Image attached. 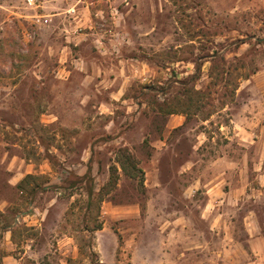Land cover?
Segmentation results:
<instances>
[{
    "label": "rangeland",
    "instance_id": "1",
    "mask_svg": "<svg viewBox=\"0 0 264 264\" xmlns=\"http://www.w3.org/2000/svg\"><path fill=\"white\" fill-rule=\"evenodd\" d=\"M263 124L264 0H0V264H264Z\"/></svg>",
    "mask_w": 264,
    "mask_h": 264
},
{
    "label": "crops",
    "instance_id": "2",
    "mask_svg": "<svg viewBox=\"0 0 264 264\" xmlns=\"http://www.w3.org/2000/svg\"><path fill=\"white\" fill-rule=\"evenodd\" d=\"M229 121L232 122V123L234 122V121L232 120V118H231ZM235 128H241V127H240V126H235V127H234L233 130H234L235 135H239V134L242 135V134H243L241 130L237 132V130H235ZM249 128H251V126H250ZM252 130H253V129H246V133H247L249 136L252 135V134L255 135L254 132H253ZM260 130H261V132L264 130V124L261 125ZM255 133H256V131H255ZM260 136H263L262 133L260 134ZM263 137H264V136H263ZM256 138H258V135H256ZM253 141H254V140H253Z\"/></svg>",
    "mask_w": 264,
    "mask_h": 264
},
{
    "label": "trees",
    "instance_id": "3",
    "mask_svg": "<svg viewBox=\"0 0 264 264\" xmlns=\"http://www.w3.org/2000/svg\"><path fill=\"white\" fill-rule=\"evenodd\" d=\"M126 165L124 164V165H122V169L123 170H126ZM133 170H134V172L135 173H131L130 174V176H132V177H135L136 178V173H139V174H142V171L139 169V168H137V167H133ZM86 175H83L82 177H81V179H84V177H85ZM89 176V175H88ZM87 177V176H86ZM89 178V177H88ZM93 190H92V188L90 187L89 188V190H88V195L90 196V195H92L93 194V192H92Z\"/></svg>",
    "mask_w": 264,
    "mask_h": 264
}]
</instances>
